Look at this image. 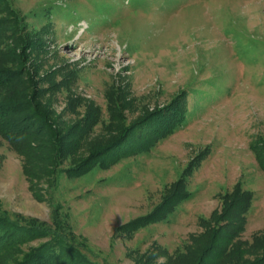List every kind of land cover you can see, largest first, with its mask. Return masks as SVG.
Returning a JSON list of instances; mask_svg holds the SVG:
<instances>
[{
    "label": "rangeland",
    "instance_id": "1",
    "mask_svg": "<svg viewBox=\"0 0 264 264\" xmlns=\"http://www.w3.org/2000/svg\"><path fill=\"white\" fill-rule=\"evenodd\" d=\"M0 74L3 219L58 229L96 264H192L248 195L241 239L264 234V0H0ZM179 100L154 147L109 150Z\"/></svg>",
    "mask_w": 264,
    "mask_h": 264
},
{
    "label": "trees",
    "instance_id": "2",
    "mask_svg": "<svg viewBox=\"0 0 264 264\" xmlns=\"http://www.w3.org/2000/svg\"><path fill=\"white\" fill-rule=\"evenodd\" d=\"M3 86L4 77L0 74V89ZM176 102L157 113V119L155 120L159 124L156 127L153 126L156 122H148L142 125L140 130H145L150 137L149 139H142L144 137L129 138V133H126L125 143L120 140L109 150L115 151L117 148H122L126 152L129 150V143L133 141L139 143L142 149L154 147L161 138L173 133L185 120L186 109L183 100ZM6 119L7 113L0 109V131L3 135H10L8 122H5ZM103 155L104 152L93 154L95 158H104ZM255 157L259 167L264 170V150L261 147L257 149ZM87 164L88 162L80 163L77 168L71 171L79 174L83 171L86 172L88 171ZM250 202L251 196L248 195L225 207L217 221L218 224L213 229L207 228L206 238L203 239L202 236L197 241L198 243L205 242V247L189 263L264 264V234L255 235L251 242L241 239V234L244 231V214L250 209ZM4 218L0 216V255L15 250L17 245L24 241L49 237L47 242L43 243L38 249L25 254L17 263L15 262L16 264H96L85 257L77 245L60 230H50L43 226H32L30 224L20 225L9 221L6 217Z\"/></svg>",
    "mask_w": 264,
    "mask_h": 264
}]
</instances>
